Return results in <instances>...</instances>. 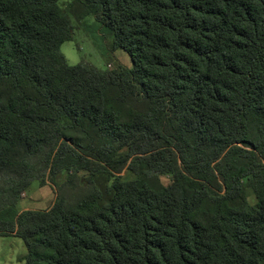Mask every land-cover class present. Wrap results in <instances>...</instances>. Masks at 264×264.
Wrapping results in <instances>:
<instances>
[{"label":"trees","instance_id":"16d2710c","mask_svg":"<svg viewBox=\"0 0 264 264\" xmlns=\"http://www.w3.org/2000/svg\"><path fill=\"white\" fill-rule=\"evenodd\" d=\"M88 17L132 67L68 63ZM62 171L76 198L17 209ZM5 235L24 264H264V0H0Z\"/></svg>","mask_w":264,"mask_h":264},{"label":"rangeland","instance_id":"374dc122","mask_svg":"<svg viewBox=\"0 0 264 264\" xmlns=\"http://www.w3.org/2000/svg\"><path fill=\"white\" fill-rule=\"evenodd\" d=\"M70 0H60V4L65 6ZM74 30L73 40L65 41L60 46L61 52L66 57L69 64L84 62L100 69H113L119 64L132 67L130 57L121 49L110 50L109 41L111 37L103 38L100 32L91 31L97 28L93 18L88 17L85 22H78L72 19ZM79 174V188H83L85 176ZM69 174L62 171L55 177V186L49 183L41 184L40 180H34L29 188L22 193L17 204V209L24 208L47 209L50 207L58 195H63L66 199L72 200L80 190H71L64 187V182ZM125 174V177H129ZM163 184L169 183L167 175L160 177ZM247 199L251 204L255 203V197L250 188L246 189ZM26 253L23 241L14 235L0 236V264H24L21 258Z\"/></svg>","mask_w":264,"mask_h":264},{"label":"crops","instance_id":"0c3cea01","mask_svg":"<svg viewBox=\"0 0 264 264\" xmlns=\"http://www.w3.org/2000/svg\"><path fill=\"white\" fill-rule=\"evenodd\" d=\"M24 209H33V208H27V207H26V208H24ZM24 209H21V211L24 210Z\"/></svg>","mask_w":264,"mask_h":264}]
</instances>
